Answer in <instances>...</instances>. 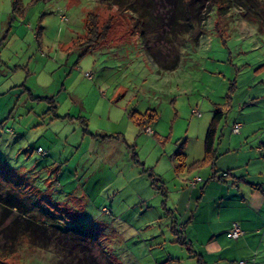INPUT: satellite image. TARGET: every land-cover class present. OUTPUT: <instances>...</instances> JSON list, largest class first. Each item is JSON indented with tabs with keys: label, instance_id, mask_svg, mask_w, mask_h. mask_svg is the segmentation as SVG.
<instances>
[{
	"label": "rangeland",
	"instance_id": "obj_1",
	"mask_svg": "<svg viewBox=\"0 0 264 264\" xmlns=\"http://www.w3.org/2000/svg\"><path fill=\"white\" fill-rule=\"evenodd\" d=\"M154 2L151 13L162 17L144 16L148 2L135 12L111 0H22L13 12L12 0H0V264H60L70 250L56 237L38 248L21 236L13 251L12 232H3L19 216L4 201L12 191L61 216L100 264H195L168 211L182 199L176 185L215 166L191 167L205 155L216 107L226 112L219 166L237 165L231 174L261 190L264 27L244 9L223 14L211 5L178 35L173 1ZM90 14L100 32L110 30L89 50ZM148 110L158 114L152 133L130 119ZM180 150L187 168L176 173ZM150 168L163 174L167 198L154 190Z\"/></svg>",
	"mask_w": 264,
	"mask_h": 264
},
{
	"label": "trees",
	"instance_id": "obj_2",
	"mask_svg": "<svg viewBox=\"0 0 264 264\" xmlns=\"http://www.w3.org/2000/svg\"><path fill=\"white\" fill-rule=\"evenodd\" d=\"M115 2V5H119L120 7L126 9H133V11L138 12V6L140 4L148 2V4H143L141 8L142 12L145 13L144 16L153 17L154 14L152 11L156 10V5L154 0H111ZM142 1V2H139ZM174 4V12L172 16V24L171 31L179 29V32H189L193 27L194 20H202L204 18V14L207 9L211 5H215L219 12L223 14H228L233 9H244L246 13L257 19L260 24L264 27V0H172ZM13 4V12L20 11L22 6V0H12ZM128 5V7H126ZM205 12V13H204ZM159 15V14H158ZM204 15V16H202ZM161 16V15H159ZM162 17V16H161ZM186 22V23H184ZM110 30V25L104 26V30L100 32L98 27V17L90 14L87 20V35L84 39V46L88 47V49H93L96 47H100L105 39L108 37ZM178 32V35H179ZM215 115L213 120L209 126L205 142H204V158L200 161L194 162L191 166L192 168L202 167L206 164H215L217 160V146L218 143V134L220 131V124L225 120L226 112L220 109V107H216ZM130 119L133 121L140 129V131L148 132V129L151 128L153 123L158 119V114L155 110H148L145 113L140 112H132L130 114ZM221 138V136H220ZM41 148V147H39ZM39 150V149H38ZM179 157V163L175 166L176 173L178 171H184L187 168L186 158L187 155L183 153L181 150L176 153ZM47 156V153L44 157ZM136 155H134L135 158ZM147 171V170H146ZM151 172L150 178L152 179V186L154 190L158 193H162L165 198H167V193L165 189V185L162 181V177L160 175L153 174L154 172L151 168L148 170ZM227 176V175H226ZM225 176V177H226ZM223 179V175L221 176ZM224 177V178H225ZM162 183L160 185L158 182ZM193 181V180H192ZM192 183V182H191ZM192 185V184H191ZM257 187V186H256ZM5 203L13 210H17L19 216L11 222L7 227L4 228L3 232L6 233L11 231L12 235V248L19 245L22 240L21 236L27 238L33 246L38 248L48 247L53 238L56 237L58 239V244L64 240V250L70 249L68 252H64L65 257L60 259V264H65V259L70 258L71 263L77 259V264H100L97 258H94L92 255L91 248L88 245H81L80 237L75 233L74 227L67 226L64 227L62 225L61 216L56 213L46 210L44 207L37 206L38 204L32 203L27 196H21L18 192H13L12 194L9 192L8 196L4 198ZM166 199L163 201V207L167 208ZM33 209V210H32ZM171 212V211H168ZM172 213V212H171ZM19 219L23 220L25 224L19 221ZM6 221V220H5ZM4 221V222H5ZM172 230L175 234H182L183 230L177 229L176 222H172ZM58 236V237H57ZM181 238V237H180ZM182 240V239H180ZM182 244L188 245L186 240L181 241ZM78 251L73 253V248H77ZM190 247V246H189ZM190 253H193L192 249H189ZM14 251V248H13ZM70 263V264H71ZM199 264H202L199 261Z\"/></svg>",
	"mask_w": 264,
	"mask_h": 264
},
{
	"label": "crops",
	"instance_id": "obj_3",
	"mask_svg": "<svg viewBox=\"0 0 264 264\" xmlns=\"http://www.w3.org/2000/svg\"><path fill=\"white\" fill-rule=\"evenodd\" d=\"M232 131L233 134L236 133L234 127ZM231 152H227V157L235 159ZM217 154L212 169L214 172L207 167L203 168L209 171L207 177L201 174V169L191 176L188 184L181 187L176 185L177 197L182 199L177 203L173 201L174 209L170 208L173 221L176 222L177 229L183 230L182 234L193 250L195 264H199V261L202 264H251L256 259L258 262L261 258L259 251L264 247V181L258 184H262L261 190H258L253 186L256 183H247L248 179L243 175L247 186H238L235 181H243L242 178H235L237 175L231 174L237 165L220 167L219 153ZM176 164L174 160L171 165L174 170ZM215 167L218 169L215 170ZM221 172H224L222 175H227L223 182L217 181ZM197 177L200 178L198 184L191 185V181ZM166 205L168 207V203ZM233 223H238L245 232L237 240L230 235ZM262 259L260 264L264 262Z\"/></svg>",
	"mask_w": 264,
	"mask_h": 264
},
{
	"label": "built area",
	"instance_id": "obj_4",
	"mask_svg": "<svg viewBox=\"0 0 264 264\" xmlns=\"http://www.w3.org/2000/svg\"><path fill=\"white\" fill-rule=\"evenodd\" d=\"M194 114L196 116H198V117L201 116V113H199V112H194ZM240 129H241V124L240 123L235 124V126H234V132L239 133ZM148 133H152V130L151 129H148ZM38 152L40 154H42L43 156L46 155L45 151L42 148H39ZM225 176H226V174L223 175V178ZM199 181H200V178L197 177V178L193 179V181H192L191 184L193 186H196ZM230 235H231V238H233V239H239V238H241V237H243L245 235V232L243 231V229L241 228V226L238 223H233L232 228H231V231H230ZM254 263L255 262L253 260L251 264H254ZM241 264H248V263L241 262Z\"/></svg>",
	"mask_w": 264,
	"mask_h": 264
}]
</instances>
